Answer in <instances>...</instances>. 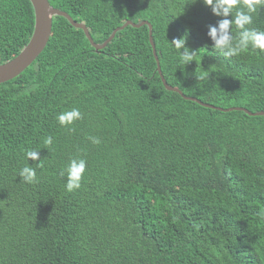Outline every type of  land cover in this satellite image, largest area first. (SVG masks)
I'll return each instance as SVG.
<instances>
[{
	"label": "trees",
	"instance_id": "16d2710c",
	"mask_svg": "<svg viewBox=\"0 0 264 264\" xmlns=\"http://www.w3.org/2000/svg\"><path fill=\"white\" fill-rule=\"evenodd\" d=\"M49 2L97 43L147 20L167 83L212 106L164 86L147 24L96 50L54 16L43 52L0 83V264H264V116L217 108L264 111V53L215 54L207 30L221 17L203 0ZM34 24L30 0H0V63ZM250 27L264 31V10ZM181 37L195 54L180 67ZM73 108L83 118L61 126ZM70 158L87 161L73 192L60 175ZM24 166L38 183L20 181Z\"/></svg>",
	"mask_w": 264,
	"mask_h": 264
},
{
	"label": "clouds",
	"instance_id": "9594fccd",
	"mask_svg": "<svg viewBox=\"0 0 264 264\" xmlns=\"http://www.w3.org/2000/svg\"><path fill=\"white\" fill-rule=\"evenodd\" d=\"M203 4L211 8L213 15L221 17L216 24L208 25L207 30V36L212 41L211 46L215 54L225 58L238 57L249 48L264 53V31L250 27L253 24L254 14L264 10V0H203ZM233 27L239 30L238 36L233 34ZM171 43L180 54V67L194 60L195 52L186 46L185 37L175 38L171 40ZM82 118L83 114L78 108L62 111L56 117L58 123L65 127ZM88 139L93 144L101 142L95 136H88ZM43 143L50 150L53 138L48 136ZM25 158L37 161L36 167L43 168L44 166L39 150H26ZM36 167H22L18 172L20 181L26 184L38 183ZM86 169V159H69L67 165L60 172L62 177H66V191L73 192L81 187Z\"/></svg>",
	"mask_w": 264,
	"mask_h": 264
},
{
	"label": "water",
	"instance_id": "95a60500",
	"mask_svg": "<svg viewBox=\"0 0 264 264\" xmlns=\"http://www.w3.org/2000/svg\"><path fill=\"white\" fill-rule=\"evenodd\" d=\"M33 8H34V14H35V24H34V30L33 33L27 42V44L22 48V50L12 59L7 60L3 63H0V83H4L6 81H9L17 76H19L22 72H24L28 67H30L33 62L38 58V56L43 52V50L46 48L50 37L52 33V27H53V18L54 16H64L68 19V21L76 28H80L85 32L86 37L89 39L91 45L96 50H101L105 48L109 42L113 40L116 33L128 25H132L134 27H140L144 24H147L149 26V37L151 46L153 49V54L157 61V70L162 78L164 86L168 90L176 91L180 93L184 98L197 101L200 104L204 106L211 107L212 105L208 103H204L201 100H199L196 97L193 96H186L183 91L175 86H171L167 83L160 65V60L158 56V52L156 49V44L154 42L152 33L153 28L150 22L147 20H143L141 22H134L132 20H127L124 24L121 26H118L113 30V32L110 34V36L102 43H97L94 41L89 28L84 22L76 21L68 12L61 10L59 8H56L51 5L49 0H30ZM220 110L229 111V110H244L250 115H261L264 116V111L259 110L256 112H252L244 107H231V108H221L217 107Z\"/></svg>",
	"mask_w": 264,
	"mask_h": 264
}]
</instances>
